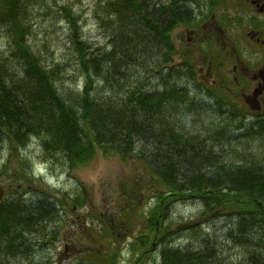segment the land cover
I'll use <instances>...</instances> for the list:
<instances>
[{"label": "trees", "instance_id": "trees-1", "mask_svg": "<svg viewBox=\"0 0 264 264\" xmlns=\"http://www.w3.org/2000/svg\"><path fill=\"white\" fill-rule=\"evenodd\" d=\"M94 2L92 17L107 43L92 47L84 39L80 15L72 6L60 4L54 10L49 0H0V38L4 40L0 50V137L9 140L18 134L25 139L11 145L9 151L25 147L29 133L38 132L41 126L47 132L46 137L38 139L42 153L72 168L86 165L98 153L115 150L125 156V146L138 141L153 167L147 166L137 181L132 180V186L146 181L153 189L154 199L147 209L150 214L143 217L142 225L161 239L172 237L175 231L169 229L170 222L164 221L168 210L189 197L206 208L212 205L216 211L229 209L222 227L215 223V229H210V222L206 229L191 227L194 233L181 247L171 248L170 239L164 240L159 249L162 264H217L212 259L228 250L237 255L234 264H264V258L258 260L264 255V171L260 175L255 171L257 167L264 169V142L257 151L246 150V141L240 144L242 139H255L257 135L262 140L264 123L257 120L254 124L251 119L243 122L239 114L247 112L240 111L238 97L234 100L220 87H215L214 95L211 85L197 82L189 72H194L190 60L185 61L189 67L184 62L164 67L175 54L170 29L190 18L188 1ZM37 7H43L46 13L52 10L48 17L56 21L66 20L65 43L67 48L72 47L71 56L48 65L41 63L28 41L30 14ZM122 19L125 25H120ZM138 22L144 23L140 30ZM157 28L160 31L154 32ZM152 49L155 58L149 60L148 50ZM18 63L22 83L9 77L15 76ZM182 70H188V82L183 81ZM75 75L83 78L80 91L74 90ZM212 105L219 121L187 130L191 133L175 119V115H188L189 111L199 114V106L210 111ZM183 106L188 112L178 111ZM178 132L184 134L182 145L174 135ZM206 133H215L210 137L211 144L204 139ZM167 136L171 143L165 146L162 141ZM49 138L55 150L46 147L44 142ZM128 189L125 184L123 190ZM73 200L77 205L84 199L74 193ZM59 211L53 202L39 196L30 203H1L0 264L4 263L3 256L7 264H50L48 258L34 262L32 253L38 240L42 243L47 236ZM140 219L141 214L128 221L134 225ZM75 259L77 264H88L98 257Z\"/></svg>", "mask_w": 264, "mask_h": 264}, {"label": "rangeland", "instance_id": "rangeland-1", "mask_svg": "<svg viewBox=\"0 0 264 264\" xmlns=\"http://www.w3.org/2000/svg\"><path fill=\"white\" fill-rule=\"evenodd\" d=\"M94 1L49 0V5L53 4L54 10L60 4L72 6L74 13L80 15L84 39L92 47L106 45L107 43L102 31L92 17ZM159 1L161 0H155V2ZM55 2L57 4H54ZM223 6L217 5L213 9L212 6L202 4L198 9L191 11L198 17H194V21L187 22L186 25L182 26L188 32L193 31L190 34L195 35V40L199 36H202L199 39V46L192 42L189 44L185 43L182 38L180 39L174 35V44L177 46L179 52L173 54L174 62L172 64L184 62L189 67L185 61L190 60L193 66L192 70L201 82L204 81L207 69L212 67L211 71L215 75L216 82V85H211L214 95L215 87L220 86L227 94L229 92V95L233 96L235 100L236 91H229L228 87L224 85V74H228L229 77H235L239 85L249 84L250 89L252 86L250 76L243 75L240 72L239 64L240 62L253 61L258 56H263L260 54H264V52H260L256 46L250 45V43L246 42V39L238 35L242 26L249 20L247 13H243L242 10L237 13L236 7L232 5V2L226 3ZM36 9L30 14L29 25H31V28L29 29L28 41L41 60V63L48 65L51 61L55 62V60H58L62 56H71L70 52L72 47L67 48L68 44L65 43L68 31L66 20L60 18L56 21L54 18L48 17L49 13H46L43 7H39V9L37 7ZM212 12L219 13V22L224 29L225 26L235 23V27L230 26L227 29L229 35L224 32V37L215 42V47H212L211 43V40L215 39V35L212 34V31L208 34L210 27L206 26L212 21ZM58 15L60 16L61 14L58 13ZM205 34L207 36H204ZM201 48L207 49L208 54H201ZM235 52L240 59L235 56ZM252 64L254 65L253 62ZM235 66L237 71H233ZM200 68H202V71H199ZM66 76L70 77V75ZM183 81L188 82V78H183ZM236 89L238 90V88ZM198 95L200 97L203 96L201 92ZM236 101L240 104V97ZM198 109L199 114H194V112H188V108L183 106V109H178V111H187L188 115L177 114L175 115V119L180 124L179 120L185 118L187 126H182L184 128H190V130H195L199 125L203 126V123L208 121H219L220 116H215V109L207 111L202 106H199ZM258 112L260 113L258 117L264 118V103L261 102L260 111ZM248 115H251V113ZM250 117L256 118L257 116ZM246 136H248V133ZM257 136L255 139H242L240 144L244 145L246 141V150H248L247 148H251L249 150H260L262 147L259 144L264 142V134L262 140ZM236 140L237 138L232 141ZM49 157L42 153L38 145V138H33L25 147L20 146V148L15 149L12 153H9L8 150L0 151V183L6 185L8 190L10 188L9 195L15 192L24 194L25 191L31 194L37 193L38 190L45 192L47 187L44 184L49 182L52 184L47 185L49 187L54 186V190H56L55 194H58V198L62 200H73L74 193L80 194V196L82 195V200L84 199L82 206L70 208L69 205H65L61 211L55 214L56 216L53 219L49 232L42 240V245H39L41 240H38V246L35 249L33 248L32 257L34 258V262H42L44 260L41 259L48 258L52 264H56V261L59 259H63L62 264H77L76 259H74V254L80 253L78 250L94 247V245H101L102 250L105 249L102 243L106 240L104 237L106 231H103L101 224L114 229L113 224L110 222L112 220L120 219L122 222L128 223V219H137L140 214L139 212H141V219L138 221L141 224L143 217H147L144 213L154 199L152 186L146 181L141 183L136 182L137 184L132 186V180L134 181L136 179L137 181L140 177L138 175L144 173L143 169L145 167L142 162L139 164L136 162H122L115 156H98L88 165L77 168L69 174L64 170L67 164L64 165L60 160ZM23 161H25L23 169L28 175L30 174L29 177L32 179L30 182H25L20 179L21 176L26 175L24 171L18 169V165ZM30 167H32V170L34 168V170L32 171ZM33 172H41L43 176L32 175ZM125 184H128V192L123 190ZM136 188L137 192L134 194L133 192ZM204 208L203 204L194 197L175 202L169 208L166 219L164 220L167 223L170 222L169 229L175 231L171 236L192 235L194 232H190L191 228L189 230L175 228L179 223L189 220H201L202 222H206L207 225L210 222V229H215V223L219 228L224 225L225 221L220 219L227 217L226 214L229 213V209L219 210L220 212L215 211V214H213V212H207ZM119 227L121 229L122 225L116 227V235L113 234L117 238V243L123 249L114 263L128 264L130 255L125 248L128 240L124 237V230H117ZM131 229V231L137 230L135 225ZM89 231L93 234H89ZM52 235H55V237H52ZM106 251L107 249L102 252ZM148 256H150V252H148ZM3 262V264H7L5 258ZM135 262V264H140L137 260ZM8 264L17 263L9 262Z\"/></svg>", "mask_w": 264, "mask_h": 264}, {"label": "bare ground", "instance_id": "bare-ground-1", "mask_svg": "<svg viewBox=\"0 0 264 264\" xmlns=\"http://www.w3.org/2000/svg\"><path fill=\"white\" fill-rule=\"evenodd\" d=\"M187 1L189 3V7L192 10L198 9L199 6L202 5V4H205L206 6H214V5H218V4L225 5L226 3L232 2L231 0H187ZM242 2L245 3L246 1L244 0ZM247 2H249L248 5L252 6V4L250 3V0H247ZM232 5L234 7H236L235 1L232 2ZM51 12H52V10H51ZM51 12L49 14H51ZM223 15H224V12H223ZM136 21H138V20H136ZM121 22L122 23H120V25H125L126 20L122 19ZM138 23H140V22H138ZM186 23H187V21H185V22H183L181 24L180 23L176 24L174 27H172L170 29L171 31H170V35L169 36H170V39H171L172 44H173L174 53L179 52L177 46L174 44V35H176L180 39L182 38L185 41V43L189 44L190 42H192L193 44H196V45L199 44V41H197V39L196 40L194 39L195 38L194 35L189 34L190 31L189 32L186 31V29L182 26V25H186ZM137 26H138L137 30H140V28L142 29L144 27V23L142 22V23L138 24ZM179 29H182L183 31L179 30ZM159 31L160 30L158 28L156 30H154V32H159ZM175 32H177V33H175ZM2 38L3 37L0 38V50L2 49V47H3L2 45L4 43V40ZM3 49H5V48H3ZM152 51H153V49L152 50H148V52L150 53L149 55L147 54V56L149 57V60H153V58H155V53L152 52ZM184 53H185V48H184ZM201 54H204V55L208 54V50L204 49V48H201ZM171 59H172V61L169 64H166L164 67H167V66L172 67L173 66L172 63L174 61H173V58H171ZM23 60H24V58L22 57L21 63L23 62ZM21 63H18V66L14 69L15 76L14 75H9V77L13 81H18L20 83H22V80L19 77L18 69L20 68ZM176 64H180V63H176ZM132 71H134V70H132ZM64 72L67 73L68 71L66 69H64ZM189 72L194 74L195 79L197 80V82H199L200 84L204 83V81L201 82L199 80V78H198V76L196 75L195 72H191V71H189ZM179 73L181 74V76L183 78H186L188 76L187 75L188 70H182ZM60 78H61V74H60ZM53 79L54 78H52V81H53ZM192 79H194V78H192ZM74 80H75L74 81V86H75L74 90L80 91L81 88H82L81 84L83 83L82 82L83 78L81 80L79 75H75L74 76ZM223 80H224V85L227 86L228 88H231V89L235 90L238 99L240 97V101H241L240 102V109H241L240 111L241 112H247L246 115L239 114L242 117V121L243 122L244 121L247 122L248 120L251 119V122L254 123V124H256L257 120H261L264 123V118L258 117V116H260L259 115L260 113L258 112L260 110H257L254 106H253L254 108H252L251 105H250V103L252 104V101H253V93H254L255 89L254 88L252 89V86L249 89V86H250L249 84H247V85H245V84L239 85L238 80H236L235 77H229L228 74H224ZM192 83L194 84L195 82L193 81ZM246 87L248 88V90H247ZM236 88H238V90ZM214 105L210 106L211 110L215 109ZM249 113H251V115H248ZM250 116H257V117L256 118L255 117L251 118ZM179 122H180L181 125L187 126L185 118L180 119ZM180 124H179V126H180ZM199 127H202V125H199ZM183 129L186 132H189L187 130H190V128H183ZM196 129H198V128H196ZM189 133H191V132H189ZM124 135H126V133ZM174 135H178V137H179L178 144L182 145V143L184 141V134L182 132H178V134L176 133ZM46 136H47V132L44 129V127L41 126V128H38V132L34 131V132L29 133V138H28L27 142H25L26 143L25 145H27L29 142H31V140L33 138L41 139V138L46 137ZM211 136H215V133H208V134L206 133V134H204V139H206L207 142H209L210 144H211V141H210V137ZM21 139H22V141L25 140V139H23V137H21L18 134L13 135V137L11 139L9 137V140L7 138L0 137V151L1 150H8V152L11 153V151H9V147L11 145L15 144V143L20 142ZM169 139H170V136H167V137H165L163 139L162 142L164 143L165 146H168L169 143H171V141H169ZM121 142L123 144L124 140H122ZM44 143H45L46 147H48L49 149L51 148V149L55 150L52 138H49L47 140V142H44ZM38 145H39V141H38ZM125 147H126V148H124V153H125L124 155L125 156H119V152L113 150L110 154L108 152L104 153V155L102 153H98L94 157V159L96 157H98V156H105V157L115 156V157L119 158V160L122 161V162H132V163L136 162L137 164L142 162L144 164L145 168L147 166L149 167L152 164L150 158L149 159L147 158V156H148L147 153L144 152L145 148L141 147L140 143L138 141H135L134 145L125 146ZM214 148H215V146H214ZM175 152L178 153L179 150L176 149ZM94 159H92L86 165L91 163ZM23 164H24V161L21 162L18 165V169L24 171ZM243 164L247 167L246 163H243ZM86 165H83V166H80V167H75V168L66 167L65 166L64 170H65L66 173L71 174V172L73 170H75L77 168H82V167H84ZM150 167L153 168L152 166H150ZM30 168L32 170V167H30ZM33 170H34V168H33ZM255 171L258 172L259 175H260L261 172L264 171V169L263 168L260 169L259 167H257V169H255ZM25 174L26 175L21 176L20 179L22 181H25V182H30L32 180L31 177H29L30 174L28 175L27 172H25ZM32 175H37V176H40V177L43 176L41 172H33ZM47 184H52V183L47 182ZM47 184H44V186L47 187L45 192L38 190L37 193L31 194V193H28V192L25 191L24 194H21L20 192H15V193H12V194L9 195L10 188L8 190L6 188V185L0 183V204L1 203L2 204H6V203L9 204V202H11L12 200H22L25 203H30L31 201H33L38 196H39V198H43L44 200L48 199L49 201L53 202L56 205V207L59 208L60 211H61L62 208H64L65 205H69L70 208L71 207L72 208H74V207L77 208V206L80 207V206H82L84 204V203H82L81 200H78L77 201V205H75V201L74 200H62V199L58 198V194H55L56 190H54V186L49 187V185H47ZM78 186H80V185L78 184ZM53 194H55V195L51 196ZM204 209L207 212H209V211L211 213L213 212V214H215V211H216L215 208H213L212 205L208 206L207 208L205 207ZM139 213L141 214V212H139ZM144 214L145 215L150 214V210H147ZM220 220H224V218H222ZM110 222H111V224H113L114 229L111 228L110 226L107 227V225L105 226L104 224H101L102 225L101 228L103 229V231L104 230L106 231V235L104 236L106 240H104L103 243H102V245L105 248L104 250L107 249L106 252H102L104 250H102V246L101 245H99L101 247H99L97 245H94V247L86 248V249H83V250H78L80 253L74 254V257L76 258L78 256H83L86 260L89 261L91 259L96 258V255H97L98 260L95 263H88V264H114L113 262H116V260L118 259V255L120 253H122L121 250L123 249V247L120 246V244L117 243V241H116L117 238L115 236L116 235V231H115L116 227H118L120 225H122L121 229L119 227V228H117V230H121V231L124 230L123 231L124 237H126V239L128 240V244L125 246L126 250L128 251V254L131 256V260L129 261L128 264H135L136 260L140 264H162L160 256H159V249L162 246V243H163L164 240H169L170 239L169 242L172 243V245H171L172 247L171 248L181 247L185 243L188 242V235H185V236L181 235V236H178V237H170V235H168L167 237L163 236L164 238L161 239L162 237L157 236L158 234L154 233V230L149 229V228L145 227L144 225H142V224H140L138 222H134L133 223L135 225V227L137 228L136 231H131L132 230L131 228L133 227V225H131L129 223V221H127L128 223H125V222H122V220H120V219H118V220L115 219V220H112ZM102 223H104V222H102ZM184 223L186 224V227H187L186 229L191 228V227H196V226H200V229H202V228L206 229L208 227L206 222H202L201 220L200 221L199 220L198 221L189 220V221H186ZM108 224H109V222H108ZM106 228H107V230H106ZM88 230H90V229H88ZM89 234L92 235L93 233L91 231H89ZM35 241H37V240H35ZM127 246H128V249H127ZM148 252H152L153 255L151 257L148 256ZM94 253L96 255H94ZM217 257H218L217 259H215V258L212 259V261L214 263H217V264H234L238 260L237 259V255L234 254V251H229V250L227 252L223 253V256H221L219 254ZM3 258H7V257L3 256ZM18 258H19V256H18ZM263 258H264V255H262V257H259L258 260L259 261H263L262 260ZM62 261H63V259H59V260L56 261V264H62ZM50 264H52V263H50Z\"/></svg>", "mask_w": 264, "mask_h": 264}, {"label": "flooded vegetation", "instance_id": "flooded-vegetation-1", "mask_svg": "<svg viewBox=\"0 0 264 264\" xmlns=\"http://www.w3.org/2000/svg\"><path fill=\"white\" fill-rule=\"evenodd\" d=\"M231 1L232 2L235 1L237 13L242 10L243 13L245 12L247 13V18H249L248 22L245 23L240 29V33L238 35L243 37V39H246L247 40L246 42L250 43V45L252 44L253 46H256L260 50V52L262 51L264 52V0H250L252 6L248 5L249 2H247V0H245L246 1L245 3L242 2L244 0H231ZM219 5L220 4H218V6ZM216 6L217 5H214L212 6V8L214 9ZM218 15L219 13L217 14L216 12H212V16H211L212 21L208 23V25H206L210 27L208 34L212 31V34L215 35V39L211 40L212 47H215V42H217L219 39L224 37L225 35L224 32L227 33V29L230 26L235 27V23L225 26V29L221 27ZM194 20L195 19L193 18L192 21ZM190 33H193V31H190ZM204 36H207V34H205ZM201 37L202 36H199L197 41H199ZM260 55L263 56H258V58L253 61L240 62L239 64L240 72L243 73V75L250 76L252 89L253 88L255 89L253 93V100L255 103L254 107L257 110H260L261 102L264 103V58L262 59V57H264V54L261 53ZM235 56L238 57V59H240L239 56L236 54V52H235ZM252 62L254 63V65L252 64ZM211 69L212 67H209L206 72V76L211 77V79L204 76V80L206 84L214 85L215 75L213 72H211ZM233 70L237 71L236 66ZM199 71H202V68H200ZM228 90L231 91L233 89L228 88Z\"/></svg>", "mask_w": 264, "mask_h": 264}, {"label": "water", "instance_id": "water-1", "mask_svg": "<svg viewBox=\"0 0 264 264\" xmlns=\"http://www.w3.org/2000/svg\"><path fill=\"white\" fill-rule=\"evenodd\" d=\"M254 104V105H253ZM251 107L254 108L253 106H255L254 100L252 101V104L250 103Z\"/></svg>", "mask_w": 264, "mask_h": 264}]
</instances>
